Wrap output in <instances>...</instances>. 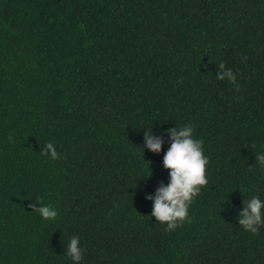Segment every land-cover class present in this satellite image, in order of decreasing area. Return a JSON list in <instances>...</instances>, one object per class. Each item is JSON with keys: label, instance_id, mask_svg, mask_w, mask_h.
Segmentation results:
<instances>
[{"label": "trees", "instance_id": "obj_1", "mask_svg": "<svg viewBox=\"0 0 264 264\" xmlns=\"http://www.w3.org/2000/svg\"><path fill=\"white\" fill-rule=\"evenodd\" d=\"M188 125L208 184L168 232L147 196ZM259 154L264 0H0V264H76L73 236L79 264H264V225L239 223Z\"/></svg>", "mask_w": 264, "mask_h": 264}, {"label": "clouds", "instance_id": "obj_2", "mask_svg": "<svg viewBox=\"0 0 264 264\" xmlns=\"http://www.w3.org/2000/svg\"><path fill=\"white\" fill-rule=\"evenodd\" d=\"M219 68L221 72L217 76L218 80H224L227 77L231 83H236V75L230 68L225 71L224 63H220ZM167 131L171 133L172 143L164 156L163 164L166 169L170 170L171 181L167 186H161L154 197L148 195L147 199H154L152 215L156 217L159 223L167 225L165 231L171 232L185 221L191 222L188 219L189 207L194 198L200 194L201 189L208 184L207 165L209 159L204 155L203 140L193 138L191 125L182 129L173 128ZM162 145V139L155 137L152 132L147 131L145 133L146 148L153 152H160ZM49 152L53 160L59 159V154L52 143L46 144L42 154L48 155ZM258 162L264 166V154L258 155ZM29 207L34 210L36 208L35 204H30ZM262 209H264V202L258 196L245 201V209L241 213L242 218L239 220L240 226L252 234H257L259 227L264 225ZM36 211L45 220H54L58 215L51 206H42ZM79 245V238L73 236L67 250V255L76 264H79L83 259V250Z\"/></svg>", "mask_w": 264, "mask_h": 264}]
</instances>
